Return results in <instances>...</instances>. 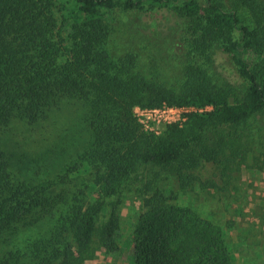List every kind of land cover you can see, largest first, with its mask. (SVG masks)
I'll list each match as a JSON object with an SVG mask.
<instances>
[{
	"label": "trees",
	"instance_id": "16d2710c",
	"mask_svg": "<svg viewBox=\"0 0 264 264\" xmlns=\"http://www.w3.org/2000/svg\"><path fill=\"white\" fill-rule=\"evenodd\" d=\"M68 3L0 0V131L21 125L27 135L68 103L76 111L35 152L0 137V264H92L99 251L117 253L130 193L141 202L133 264H245L250 239L264 240V204L237 245L214 199L189 189L185 172L202 162L240 169L262 149L251 122L264 118V0ZM146 6L170 11L189 36L171 87L136 73L135 53L110 58L108 15ZM217 47L239 88L209 74ZM164 104L197 111L159 135L142 131L133 109Z\"/></svg>",
	"mask_w": 264,
	"mask_h": 264
},
{
	"label": "rangeland",
	"instance_id": "374dc122",
	"mask_svg": "<svg viewBox=\"0 0 264 264\" xmlns=\"http://www.w3.org/2000/svg\"><path fill=\"white\" fill-rule=\"evenodd\" d=\"M55 1L61 9L62 5L69 4L70 0ZM171 14L168 10L149 6L131 12L118 9L109 14L113 31L107 48L113 62H118L127 53H135L139 59L136 73H142L148 80H152L161 86L171 87L179 83L187 53L183 39L188 40L189 36L184 34L183 24ZM57 17L60 23L61 13H57ZM215 51L214 62L206 65L209 74L218 84L226 81L239 88L242 84L241 79L238 78L231 58L221 47H217ZM262 59H264V54ZM71 105V103L66 104L64 109L56 111L54 115L41 121L38 126L29 129L30 134L25 135L23 130L18 129L21 125H12L9 129L0 131V137L5 138L9 135L8 140L12 139L18 144H22L28 153L35 152L44 143L53 139L54 134L60 128L62 129L75 114L76 111ZM135 108L133 109L134 119L144 132L159 135L166 129L167 125L172 124L161 121V123L148 128L139 121L134 111ZM152 117L160 118L159 115ZM251 127L256 133L260 131L257 129H262L263 137L262 142H260L262 143L260 153L249 155L248 166H240V169L231 171L223 163L202 162L197 167L185 172L190 176V178L186 176L191 182L189 189L200 186L201 190H204L201 192L203 195L214 199L213 204L216 210H219L216 211L219 214L218 217L225 224L230 222L229 236L237 245L241 240L240 236L247 232L252 223L258 222L254 217V209L256 206L264 204V118L253 120ZM87 179L89 178L86 177L84 180L87 181ZM196 198L197 192L194 191L183 196L182 200L189 202ZM126 199L127 202L122 208L119 251L114 254L99 251L92 264H133L131 261L132 231L136 218L141 212V202L140 197L135 193L128 194ZM223 200H225L224 203ZM232 201L230 209L226 211L224 204ZM240 206L244 208L242 212L239 211ZM262 236V234L259 235V237ZM256 242L257 237L251 238L249 247L245 246L244 249H247V252L243 256L248 257L245 264H264L261 258H256L258 253H263L264 240L261 244Z\"/></svg>",
	"mask_w": 264,
	"mask_h": 264
},
{
	"label": "built area",
	"instance_id": "2783aa9c",
	"mask_svg": "<svg viewBox=\"0 0 264 264\" xmlns=\"http://www.w3.org/2000/svg\"><path fill=\"white\" fill-rule=\"evenodd\" d=\"M134 111L139 121L146 127L151 128V126L159 124L161 121H167L172 124L183 123L187 120L188 113L197 111V109L193 107H175L164 104L157 108L136 107ZM158 115L160 117L159 119L152 117H157Z\"/></svg>",
	"mask_w": 264,
	"mask_h": 264
}]
</instances>
